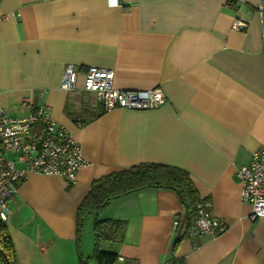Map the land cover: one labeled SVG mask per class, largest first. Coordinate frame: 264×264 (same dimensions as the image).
Masks as SVG:
<instances>
[{"label": "crops", "instance_id": "obj_1", "mask_svg": "<svg viewBox=\"0 0 264 264\" xmlns=\"http://www.w3.org/2000/svg\"><path fill=\"white\" fill-rule=\"evenodd\" d=\"M240 15L247 28L234 30ZM69 64L72 91L60 87ZM89 66L112 69L118 89L160 87L167 101L105 111L80 89ZM37 89L86 165L73 185L38 173L20 181L5 222L18 264L87 262L94 216L79 232V203L94 180L139 163L187 171L227 228L175 243L183 206L172 190L145 187L99 215L126 221L123 240L102 245L122 258L114 264H264V218H248L235 176L264 147V0H0V104L22 117L20 99Z\"/></svg>", "mask_w": 264, "mask_h": 264}, {"label": "built area", "instance_id": "obj_2", "mask_svg": "<svg viewBox=\"0 0 264 264\" xmlns=\"http://www.w3.org/2000/svg\"><path fill=\"white\" fill-rule=\"evenodd\" d=\"M247 25L240 15L233 20L232 29L244 30ZM78 74L72 64L67 65L60 87L66 91L77 89ZM113 78L112 69L89 66L80 89L95 93L105 111L152 109L167 101L160 87L118 89ZM42 93L41 89L33 90L20 99V106L29 110L22 117L9 116L0 104V219L4 222L11 213L9 201L28 173L58 175L67 185H73L86 165L81 146L70 130L50 117L47 104L36 101ZM235 176L241 186V202L250 207L248 218H264V147L254 150L249 162L235 169ZM195 208L197 216L189 225V236H215L226 230V224L212 213L210 201L202 198ZM178 224L179 220H174L175 229Z\"/></svg>", "mask_w": 264, "mask_h": 264}, {"label": "trees", "instance_id": "obj_3", "mask_svg": "<svg viewBox=\"0 0 264 264\" xmlns=\"http://www.w3.org/2000/svg\"><path fill=\"white\" fill-rule=\"evenodd\" d=\"M145 187L170 189L177 195L184 209V216L176 228L181 224L184 232L177 234L175 243L187 233L189 225L197 216L195 205L201 202L195 185L187 171L171 165L154 163H139L129 168L104 175L94 180L89 192L81 200L77 208L76 222L80 232L84 220L88 215L94 216L93 221V249L90 258L93 264H114L117 254L105 251L104 242L120 243L123 240L126 221L115 218L99 217L105 205L111 200L132 193ZM173 244V249L175 246ZM0 260L3 264H18L13 242L7 225L0 219ZM80 264H87L80 259ZM167 264H182L181 260L172 258Z\"/></svg>", "mask_w": 264, "mask_h": 264}, {"label": "rangeland", "instance_id": "obj_4", "mask_svg": "<svg viewBox=\"0 0 264 264\" xmlns=\"http://www.w3.org/2000/svg\"><path fill=\"white\" fill-rule=\"evenodd\" d=\"M91 254H92V253H90V252H89L88 254H85V256L88 255V256H86V258H85V259L87 260V264H93V261H92V259L90 258Z\"/></svg>", "mask_w": 264, "mask_h": 264}]
</instances>
